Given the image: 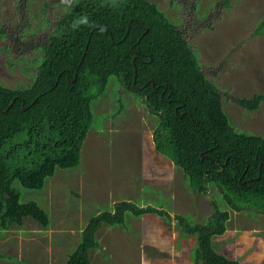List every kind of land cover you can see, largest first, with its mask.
I'll use <instances>...</instances> for the list:
<instances>
[{
	"label": "trees",
	"instance_id": "1",
	"mask_svg": "<svg viewBox=\"0 0 264 264\" xmlns=\"http://www.w3.org/2000/svg\"><path fill=\"white\" fill-rule=\"evenodd\" d=\"M44 35L30 85L0 83V231L24 226L26 219L48 226V211L36 201H21L16 183L39 190L57 169L81 165V148L97 117L94 101L112 80L150 112L155 150L182 168L198 194L210 185L220 196L210 200L212 213L204 222L171 216L162 206L116 201L113 210L90 216L62 264H91V251L101 248L97 231L129 230L131 218L146 215L173 225L179 240L194 238L193 264H241L215 238L226 231L229 209L245 218L264 216V137L231 124L185 30L148 0H72ZM263 99L232 97L248 110L258 109ZM115 106L100 123L126 110L118 96ZM1 258L15 260L0 253Z\"/></svg>",
	"mask_w": 264,
	"mask_h": 264
},
{
	"label": "rangeland",
	"instance_id": "2",
	"mask_svg": "<svg viewBox=\"0 0 264 264\" xmlns=\"http://www.w3.org/2000/svg\"><path fill=\"white\" fill-rule=\"evenodd\" d=\"M71 1L0 0L2 85H30L42 55L39 43ZM148 1L185 30L201 71L217 85L235 129L264 137V99L255 110L232 101L264 96V0ZM117 96L126 110L100 123L110 108L115 109ZM97 99L92 107L97 117L81 148V167L57 169L39 190L16 183L21 201L33 200L45 208L49 224L42 227L26 219L24 226L0 231V253L15 258H1L0 264H62L90 216L113 210L122 199L162 206L171 216L193 215L194 222H204L212 213L210 200L220 196L215 186L198 194L182 168L156 152L153 117L134 95L110 80ZM218 204L229 209L219 199ZM229 213L225 233L215 238L224 254L240 258L242 264H264V216L245 218L231 209ZM96 236L101 248L91 251V264H192L194 238L179 240L176 228L157 216L131 218L129 230L104 227Z\"/></svg>",
	"mask_w": 264,
	"mask_h": 264
},
{
	"label": "crops",
	"instance_id": "3",
	"mask_svg": "<svg viewBox=\"0 0 264 264\" xmlns=\"http://www.w3.org/2000/svg\"><path fill=\"white\" fill-rule=\"evenodd\" d=\"M127 92V91H126ZM129 94V93H128ZM155 148V147H154ZM170 160V159H169ZM171 162V161H170ZM176 167V166H175ZM177 168V167H176ZM146 204H148V203H146ZM152 205H155V204H152ZM230 258V257H229ZM234 259V258H233ZM190 262H191V260H190ZM192 263V262H191ZM193 264V263H192ZM241 264H242V262H241Z\"/></svg>",
	"mask_w": 264,
	"mask_h": 264
},
{
	"label": "clouds",
	"instance_id": "4",
	"mask_svg": "<svg viewBox=\"0 0 264 264\" xmlns=\"http://www.w3.org/2000/svg\"><path fill=\"white\" fill-rule=\"evenodd\" d=\"M157 152V151H156ZM158 206V205H157Z\"/></svg>",
	"mask_w": 264,
	"mask_h": 264
}]
</instances>
